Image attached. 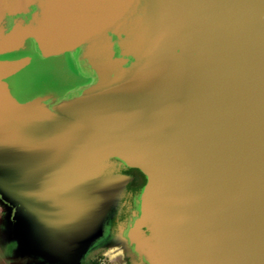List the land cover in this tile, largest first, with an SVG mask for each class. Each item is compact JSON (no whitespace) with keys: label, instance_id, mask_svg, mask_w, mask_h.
<instances>
[{"label":"water","instance_id":"water-1","mask_svg":"<svg viewBox=\"0 0 264 264\" xmlns=\"http://www.w3.org/2000/svg\"><path fill=\"white\" fill-rule=\"evenodd\" d=\"M100 254L264 264V0H0V264Z\"/></svg>","mask_w":264,"mask_h":264},{"label":"snow or ice","instance_id":"snow-or-ice-1","mask_svg":"<svg viewBox=\"0 0 264 264\" xmlns=\"http://www.w3.org/2000/svg\"><path fill=\"white\" fill-rule=\"evenodd\" d=\"M45 193L49 198L58 199L57 193L62 190V186L59 182L49 179L45 180ZM65 201V200H63ZM69 208H74L78 212L83 213L89 207V201H80V200H72L65 201ZM76 216L69 212L66 214L65 218L59 222L60 226L63 227H71L74 224Z\"/></svg>","mask_w":264,"mask_h":264},{"label":"flooded vegetation","instance_id":"flooded-vegetation-1","mask_svg":"<svg viewBox=\"0 0 264 264\" xmlns=\"http://www.w3.org/2000/svg\"><path fill=\"white\" fill-rule=\"evenodd\" d=\"M87 264H112L108 258L100 254L96 258L90 260Z\"/></svg>","mask_w":264,"mask_h":264}]
</instances>
